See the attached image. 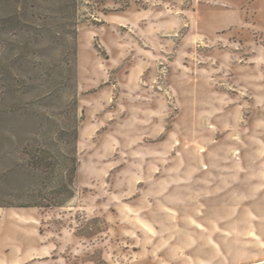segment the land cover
I'll return each mask as SVG.
<instances>
[{
  "label": "rangeland",
  "instance_id": "374dc122",
  "mask_svg": "<svg viewBox=\"0 0 264 264\" xmlns=\"http://www.w3.org/2000/svg\"><path fill=\"white\" fill-rule=\"evenodd\" d=\"M0 264H264V0H0Z\"/></svg>",
  "mask_w": 264,
  "mask_h": 264
},
{
  "label": "trees",
  "instance_id": "16d2710c",
  "mask_svg": "<svg viewBox=\"0 0 264 264\" xmlns=\"http://www.w3.org/2000/svg\"><path fill=\"white\" fill-rule=\"evenodd\" d=\"M77 54V49L75 48V55ZM75 109H78L77 103L75 104ZM75 164H76V160ZM28 166H29V171L30 173H34L35 171L42 172L48 177L56 176L55 173L57 171L56 165H54L52 162H50V159L48 156H46L45 152H40L39 154H34L30 160H28ZM58 172V171H57ZM76 173V166L73 167V170L71 172V177H70V183L71 185L68 186L66 184V181L61 184V188L64 190H67L68 194L65 198H61L60 192L55 196L54 200H51L52 202L42 203V202H29L28 204L24 206H16V207H40V208H53V207H63L69 200H71L74 196V191L72 188V184L74 181V174ZM58 177V176H57ZM60 178V177H58ZM62 190V191H63ZM31 193V192H30ZM60 193V194H59ZM54 201V202H53Z\"/></svg>",
  "mask_w": 264,
  "mask_h": 264
}]
</instances>
